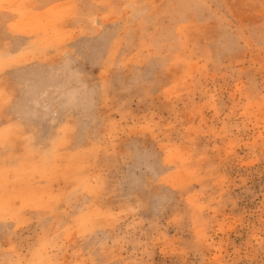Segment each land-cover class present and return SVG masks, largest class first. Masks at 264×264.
<instances>
[{"label":"rangeland","instance_id":"rangeland-1","mask_svg":"<svg viewBox=\"0 0 264 264\" xmlns=\"http://www.w3.org/2000/svg\"><path fill=\"white\" fill-rule=\"evenodd\" d=\"M0 264H264V0H0Z\"/></svg>","mask_w":264,"mask_h":264}]
</instances>
